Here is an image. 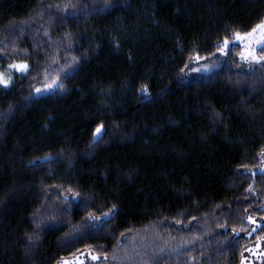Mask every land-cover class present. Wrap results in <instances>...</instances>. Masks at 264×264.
<instances>
[{
    "label": "trees",
    "instance_id": "1",
    "mask_svg": "<svg viewBox=\"0 0 264 264\" xmlns=\"http://www.w3.org/2000/svg\"><path fill=\"white\" fill-rule=\"evenodd\" d=\"M262 21L264 0H0V69L28 65L0 85V264H241L264 243V69L233 47L182 77Z\"/></svg>",
    "mask_w": 264,
    "mask_h": 264
},
{
    "label": "rangeland",
    "instance_id": "2",
    "mask_svg": "<svg viewBox=\"0 0 264 264\" xmlns=\"http://www.w3.org/2000/svg\"><path fill=\"white\" fill-rule=\"evenodd\" d=\"M236 47H239L240 49L238 58L243 68H246V69L259 68V65H253L250 67L246 63L242 62L240 60V52L243 51V47L242 46H236ZM258 50L259 49H256L257 53H258ZM226 60H227V55H221L220 53L210 58L200 59L199 62H196V58H195L190 61V63L184 70L182 77L187 82L194 81L198 79L201 75H209V74H212L218 71L219 69L224 67ZM194 68L199 69V71L193 70ZM0 72L5 73L6 76L11 78V82L9 86L11 85V83L14 81L15 78L24 74V73L17 72L15 69L10 68L9 66L1 68ZM1 86L4 88L9 87V86L5 87L3 85ZM55 88L51 90H47L45 87L43 89H40V92L36 91V95L43 96V95L49 94ZM263 164H264V159H263ZM257 227L258 226H254L252 229V232L249 233L248 236H251L257 230ZM92 257H98V259H93ZM99 261H100L99 256L95 255L90 250H84L73 257L63 259L59 264H96ZM241 264H264V243L262 241H258L252 247L247 249L246 254L241 261Z\"/></svg>",
    "mask_w": 264,
    "mask_h": 264
},
{
    "label": "snow or ice",
    "instance_id": "3",
    "mask_svg": "<svg viewBox=\"0 0 264 264\" xmlns=\"http://www.w3.org/2000/svg\"><path fill=\"white\" fill-rule=\"evenodd\" d=\"M110 5L106 4L105 7H109ZM233 39L232 41L229 40L228 37H225L222 41V44H218L217 51L221 55H228V50L231 47L242 46L243 51L240 52V60L250 67L253 65H259L261 69H264V22L257 24L256 26L252 27L250 31L240 33L234 32L232 34ZM256 49H259V54L257 53ZM201 57L199 55L196 56V62H199ZM10 68L15 69L17 72L25 73L28 71V65L24 62L11 64L9 65ZM199 71V69H193ZM207 70V69H205ZM255 70L254 68L252 69ZM11 82V78L6 76L5 73L0 72V85L5 87L9 86ZM63 87L62 84L57 85L56 83L49 84L46 86L47 90H51L55 87ZM37 92H40V89H36ZM142 91H147V86L142 88ZM103 125H100L96 128V133L98 135L101 134V129ZM93 259H98V257H92Z\"/></svg>",
    "mask_w": 264,
    "mask_h": 264
}]
</instances>
